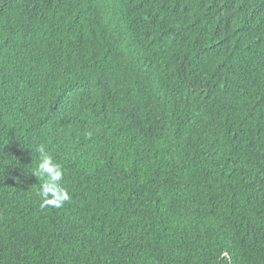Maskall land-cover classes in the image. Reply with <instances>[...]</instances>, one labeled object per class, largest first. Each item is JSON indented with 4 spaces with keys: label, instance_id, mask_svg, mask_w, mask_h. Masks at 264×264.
Masks as SVG:
<instances>
[{
    "label": "trees",
    "instance_id": "trees-1",
    "mask_svg": "<svg viewBox=\"0 0 264 264\" xmlns=\"http://www.w3.org/2000/svg\"><path fill=\"white\" fill-rule=\"evenodd\" d=\"M0 264H264V0H0Z\"/></svg>",
    "mask_w": 264,
    "mask_h": 264
},
{
    "label": "clouds",
    "instance_id": "clouds-1",
    "mask_svg": "<svg viewBox=\"0 0 264 264\" xmlns=\"http://www.w3.org/2000/svg\"><path fill=\"white\" fill-rule=\"evenodd\" d=\"M36 151L39 153V163L33 175L43 180L37 192L40 207H62L71 199L68 191L60 186L64 175L62 166L53 161L52 156L45 151L44 145H39Z\"/></svg>",
    "mask_w": 264,
    "mask_h": 264
},
{
    "label": "water",
    "instance_id": "water-1",
    "mask_svg": "<svg viewBox=\"0 0 264 264\" xmlns=\"http://www.w3.org/2000/svg\"><path fill=\"white\" fill-rule=\"evenodd\" d=\"M224 256H225V257H228L227 253H224Z\"/></svg>",
    "mask_w": 264,
    "mask_h": 264
}]
</instances>
